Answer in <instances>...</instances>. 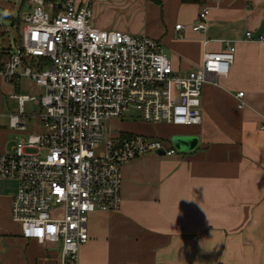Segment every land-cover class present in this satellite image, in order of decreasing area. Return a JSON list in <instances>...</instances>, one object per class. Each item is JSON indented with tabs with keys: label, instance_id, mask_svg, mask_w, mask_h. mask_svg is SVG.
Wrapping results in <instances>:
<instances>
[{
	"label": "crops",
	"instance_id": "1",
	"mask_svg": "<svg viewBox=\"0 0 264 264\" xmlns=\"http://www.w3.org/2000/svg\"><path fill=\"white\" fill-rule=\"evenodd\" d=\"M76 1H89L98 28L156 39L182 72L200 65L205 51L224 50L226 42L236 47L229 74L203 87L201 123H160L190 137L191 147L180 150L168 139L176 154L149 152L122 166L121 206L90 214L89 239L78 264H264V33L261 40L246 37L248 31L255 37L264 24V0ZM203 8L208 9L206 27L195 29ZM179 23L184 27L176 29ZM18 92L39 95L43 88L25 76L18 84L0 76V95L17 100L12 94ZM27 102L39 111L28 115L24 105L19 113L18 103L9 121L19 113L25 128L15 129L25 133L33 116L31 129L40 132L43 108ZM5 116L0 113V121ZM158 127L135 122L109 129L113 135L161 138L173 126ZM13 145L0 136V152ZM1 190L0 264H57L60 247L24 238L10 214L13 192Z\"/></svg>",
	"mask_w": 264,
	"mask_h": 264
},
{
	"label": "built area",
	"instance_id": "2",
	"mask_svg": "<svg viewBox=\"0 0 264 264\" xmlns=\"http://www.w3.org/2000/svg\"><path fill=\"white\" fill-rule=\"evenodd\" d=\"M25 5L21 43L0 56V76L14 84L25 76L43 88L39 95L12 96L19 113L27 101L43 108L45 131L20 137L0 152V190L2 181L15 182L10 214L24 238L60 247L57 264H78L90 214L121 206L122 166L149 152L177 153L159 137L113 135L104 121L136 111L147 122L200 124L203 87L229 74L236 47L226 42L224 50L205 51L200 65L182 72L156 39L96 27L89 1ZM207 14L203 8L195 29L206 27ZM246 37L263 39L251 31ZM19 113L10 115V125L24 129Z\"/></svg>",
	"mask_w": 264,
	"mask_h": 264
},
{
	"label": "rangeland",
	"instance_id": "3",
	"mask_svg": "<svg viewBox=\"0 0 264 264\" xmlns=\"http://www.w3.org/2000/svg\"><path fill=\"white\" fill-rule=\"evenodd\" d=\"M26 8V5L23 3V0H0V53L2 57H7L9 52H12L18 46V36L22 31L23 21L22 16L23 12ZM5 80V79H4ZM6 81V80H5ZM23 91L22 93H24ZM19 94V92H18ZM18 102L16 99H13L9 96V94L0 95V113H4L6 115L1 119L0 124L3 125L0 127V136L8 140V144H15L20 137L25 136L29 133H36L35 130L31 129L32 124L35 122V118L33 116L28 117L26 130L27 132L21 133L18 132L15 128L10 127L9 114L17 110ZM26 114H34L39 111L40 108L36 107L32 102L25 103ZM35 111V112H34ZM131 115L137 116V112L133 111L130 113ZM127 114L123 118H111L104 121L105 125L114 129H123L131 124H135V122L148 124L151 126H165L167 128H171L169 135L161 136L163 139L168 142L170 139V144H172L171 138L175 136L174 125L168 126L167 123H163L165 125L156 124L152 122H147L142 120L141 118L136 117V120H133L132 117H127ZM130 118V119H129ZM179 126V125H178ZM158 127V128H160ZM41 131H45L44 127ZM40 131V132H41ZM169 136V138H167ZM12 147V146H11ZM11 149V148H10ZM9 149V150H10ZM15 182L11 180L2 181V190L6 193H12L15 189Z\"/></svg>",
	"mask_w": 264,
	"mask_h": 264
},
{
	"label": "water",
	"instance_id": "4",
	"mask_svg": "<svg viewBox=\"0 0 264 264\" xmlns=\"http://www.w3.org/2000/svg\"><path fill=\"white\" fill-rule=\"evenodd\" d=\"M262 33H264V24L261 25V27L256 32V38L259 37ZM173 144L180 150H186L191 147L192 145V139L188 136L184 135H175L172 137ZM161 154H164V152H159Z\"/></svg>",
	"mask_w": 264,
	"mask_h": 264
},
{
	"label": "trees",
	"instance_id": "5",
	"mask_svg": "<svg viewBox=\"0 0 264 264\" xmlns=\"http://www.w3.org/2000/svg\"><path fill=\"white\" fill-rule=\"evenodd\" d=\"M47 1H52V0H47ZM152 2L161 5L162 0H151ZM183 2H189V3H198V4H203L206 0H182ZM23 3L25 4V0H23ZM21 43V33L18 36V45ZM0 53V56H2Z\"/></svg>",
	"mask_w": 264,
	"mask_h": 264
}]
</instances>
